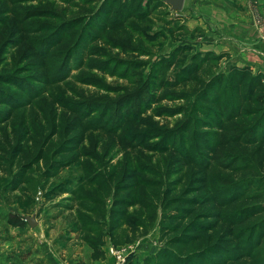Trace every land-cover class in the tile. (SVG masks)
<instances>
[{
    "label": "rangeland",
    "instance_id": "374dc122",
    "mask_svg": "<svg viewBox=\"0 0 264 264\" xmlns=\"http://www.w3.org/2000/svg\"><path fill=\"white\" fill-rule=\"evenodd\" d=\"M101 5L105 8L101 15L112 7L113 22L124 16V5L139 8L140 12L125 22L121 32L119 41L126 45V53L110 50L104 45L107 39L97 41L88 37L84 41L89 43L88 49H102V58L91 53L87 62L73 58L63 68V58L55 62V56L44 63L51 64L48 68H42L38 60H28L30 50H41L56 27L77 18L79 23H85ZM87 9L92 12L86 14ZM95 21L91 25L97 29ZM28 28L36 34L27 33ZM38 33L44 35L37 36ZM182 46L190 47L192 52L185 56L181 66H189L193 55L203 59L200 76L204 82L217 74H227L231 68L263 73L258 69L263 68L264 60H254L253 55L261 57L260 51H264V0H185L180 12H171L161 0H0V90L23 105L0 123V264H117V252L125 259L136 255L141 262L155 255L161 246L162 203L169 197L204 200L211 197V187L234 180L214 165L204 177L205 187L195 190L200 173L183 165L178 156L155 155L152 145L156 140L146 142L140 149L125 150L119 145L118 135L110 136L105 129L95 130V126L89 125L91 118L100 116V111H94L90 119L80 118V105L90 100L116 103L126 95L134 97L144 81L157 75L161 62L168 61ZM111 59L120 64L114 69L115 62L111 61L108 70H102V65ZM181 66L166 72L164 79H170ZM14 75L25 80L47 79V84L31 83L33 88L37 87L31 98L1 82L5 76ZM38 88L43 92L35 96ZM184 105V101L176 100L155 105L153 102L148 108L139 104L133 109L129 103L125 115L149 109L144 118L152 115L151 124L159 128L165 124L171 129L184 120L183 116L164 120L154 116V111L176 110ZM8 111L5 105L0 106L4 116ZM208 131L212 130H202ZM80 134V156L60 157L64 152L61 149L69 147L70 141ZM67 160L74 163L63 167L55 164ZM132 168L153 169L162 181L159 187L147 183L146 199L154 203L146 210L131 207L111 240L108 227L112 190L95 205L96 183L101 181L108 189L109 176L114 174L120 180ZM98 174L102 176L90 183L89 179ZM140 178L151 179L148 174ZM141 194L140 189L138 195ZM218 212L215 203L204 202L187 223L193 219L202 220L205 225L215 223L214 233L218 236L222 224L215 222L213 216ZM17 218L23 223L20 228L10 224ZM259 241L257 255L236 264H264V239ZM94 247L98 249L96 260L92 258Z\"/></svg>",
    "mask_w": 264,
    "mask_h": 264
},
{
    "label": "trees",
    "instance_id": "16d2710c",
    "mask_svg": "<svg viewBox=\"0 0 264 264\" xmlns=\"http://www.w3.org/2000/svg\"><path fill=\"white\" fill-rule=\"evenodd\" d=\"M99 8L85 23H79L81 20L77 18L56 27L57 29L48 34L49 37L41 45V50L36 48L30 50L31 55L28 56V60H38L40 65L43 64L42 68H48L51 64L44 65V63L50 56H52L50 58L55 56V62H60L63 58L61 64L63 68L65 62L68 60L70 62L73 58L87 62L92 57L91 53L96 58H102L104 55L100 53L102 49L98 50L96 47L88 49L89 43L84 42L88 37L97 41L107 39L108 43L104 45L110 50L126 53V45L119 41L122 38L121 32L124 31L125 22L134 18L136 12H140L139 8L124 5L122 10L124 16L115 22H113L114 11L111 6L106 9L105 15L100 14V11L105 9L103 5ZM85 12L89 14L92 10L88 12L87 9ZM93 19H96L97 29L91 25ZM88 22L90 27L87 26ZM78 28L81 29L78 31ZM25 31L36 34L29 28ZM42 34L38 33L37 36ZM111 42H115L117 46L112 45ZM174 52L173 57L168 61L161 62L155 77L152 75L150 80L140 85L134 97L126 95L116 103L104 99L90 100L80 105L83 113L80 118L85 116L90 119L95 114L94 111H100V116L91 118L89 125L95 126V130L105 129L104 131L110 136L118 135L119 145L125 150L140 149L146 142L156 140L152 145L155 155L178 156L183 165L200 173L201 177L195 180L199 183L195 190L205 187L204 177L214 165L226 171L234 180L231 182L225 180L221 185L211 187V197L204 200H192L187 196L169 197L162 203L163 214L160 221L162 243L156 254L146 257L141 262L136 255H129L124 264H236L240 260L254 258L257 255L255 249L261 246L259 240L264 239V74L261 72L253 74L245 68H231L227 74H217L211 80L204 82L200 76L203 59L193 55L188 62L190 65L183 64L182 67V60L191 54L192 49L182 46ZM111 61L115 62L114 69L116 64H120L111 59L102 65L104 68L102 70L107 71ZM177 66H181L178 71H175L170 79H164V74ZM114 69L110 70L112 74ZM56 73L62 72L56 71ZM20 76H5L6 79H1V82L24 94L28 93L31 98H33L31 94L34 96L33 92L37 91V87L33 88L31 83L43 81L39 84H47V79L40 81L38 78L33 80L31 77H26L25 80ZM199 88L201 90L197 92ZM38 90L35 96L43 92L42 89L38 88ZM176 100L184 101L185 105L176 110L167 108L153 113L156 117L165 118L164 120L178 114L183 116L184 120L171 129L165 124H161L164 125V129L151 124L152 115L144 118L149 109L133 115L131 113L125 115L126 105L129 103L131 108L136 109L139 104L148 108L153 102L155 105ZM1 105H5L9 111L5 116L0 112V123H4L14 109L23 106L18 99H12L4 90H0ZM207 129L212 131L202 132ZM70 142L69 147L61 149L64 152L59 155L60 157L70 156L75 159L80 156L77 150L83 143V134ZM74 161H58L55 164L63 167ZM137 168L125 172L120 180H116L117 176L114 174L113 177L109 176L108 189L101 181L96 183L95 205L106 199L112 190L113 202L109 212L108 227L111 240L131 207L141 206L146 210L154 203L146 199L147 183L159 187L162 181L160 175L153 173V169L146 171V168ZM144 174H148L151 179L140 178ZM101 176V174L94 175L89 182L95 183V180ZM140 189L141 196L138 195ZM207 201L215 203V207L220 211L213 215L216 218L215 222L221 221L222 224L218 236L214 233L215 223L205 225L202 220L194 219L187 223L193 217L194 210ZM259 217L262 218L256 221ZM10 224L20 228L23 223L17 218L10 221ZM223 225L226 227L223 228ZM97 250L96 247L92 248L94 260L98 259Z\"/></svg>",
    "mask_w": 264,
    "mask_h": 264
},
{
    "label": "water",
    "instance_id": "95a60500",
    "mask_svg": "<svg viewBox=\"0 0 264 264\" xmlns=\"http://www.w3.org/2000/svg\"><path fill=\"white\" fill-rule=\"evenodd\" d=\"M169 6L171 12H180L183 9L185 0H161ZM33 225L32 221L30 222Z\"/></svg>",
    "mask_w": 264,
    "mask_h": 264
},
{
    "label": "built area",
    "instance_id": "2783aa9c",
    "mask_svg": "<svg viewBox=\"0 0 264 264\" xmlns=\"http://www.w3.org/2000/svg\"><path fill=\"white\" fill-rule=\"evenodd\" d=\"M116 257H117V264H124L125 262V256H123L120 252L116 253Z\"/></svg>",
    "mask_w": 264,
    "mask_h": 264
},
{
    "label": "crops",
    "instance_id": "0c3cea01",
    "mask_svg": "<svg viewBox=\"0 0 264 264\" xmlns=\"http://www.w3.org/2000/svg\"><path fill=\"white\" fill-rule=\"evenodd\" d=\"M264 50V49H263ZM261 57L260 56H255L253 55L255 58H253L254 60L259 59V60H264V58L262 56H264V51H260ZM257 65V64H254ZM263 68L258 69V71H262L264 73V64L262 65Z\"/></svg>",
    "mask_w": 264,
    "mask_h": 264
}]
</instances>
